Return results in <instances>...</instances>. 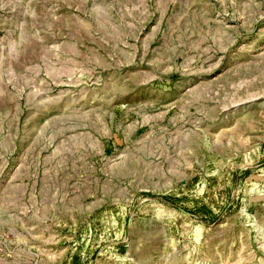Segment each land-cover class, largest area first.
<instances>
[{"label": "rangeland", "instance_id": "1", "mask_svg": "<svg viewBox=\"0 0 264 264\" xmlns=\"http://www.w3.org/2000/svg\"><path fill=\"white\" fill-rule=\"evenodd\" d=\"M0 264H264V0H0Z\"/></svg>", "mask_w": 264, "mask_h": 264}]
</instances>
